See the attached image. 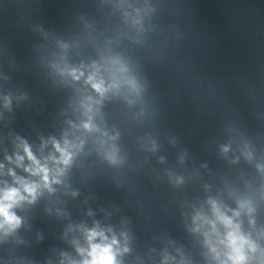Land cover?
I'll return each mask as SVG.
<instances>
[{"label": "clouds", "instance_id": "1", "mask_svg": "<svg viewBox=\"0 0 264 264\" xmlns=\"http://www.w3.org/2000/svg\"><path fill=\"white\" fill-rule=\"evenodd\" d=\"M72 75L74 78L79 79V76H77L75 72H73ZM80 75H83V73ZM87 82L101 95L107 90L104 87V82L102 80L95 81L93 76H89ZM83 127L85 129H90L91 125L89 123H84ZM22 147L24 155L16 156L15 163L17 167L22 165L26 157L31 163L24 170L34 177L38 176L40 181L37 182L16 178L15 173L12 172L11 169L9 170V175L15 178V183L18 187L6 186L3 190H0V228L4 227V225L15 227L20 223L17 216L11 211L16 204L29 197L34 200L41 187L51 191L50 184L57 183L56 177L63 171L59 166H67L70 163L72 153L69 149L76 147V145H70L68 141H65L64 147H61L59 143L53 142V147L56 152L60 154L59 158L50 155L43 164L33 155L27 144H23ZM49 161L53 164V169L48 167ZM2 167L3 165H0V168ZM241 207H243V205H241ZM213 209L217 220L223 224L227 230L225 238L220 241V243L225 244L228 249L226 253L227 260L222 262V264H247L248 257L245 249L247 248L249 252H255V245L241 233L239 224L234 223L232 218L224 215L215 205H213ZM238 215V212L233 213V216ZM212 226L215 231V224L213 223ZM97 237L101 239V243H93ZM87 240L90 245V250L87 251L88 258L84 259L81 264H117L116 255L119 250H114L113 248V246L117 244L115 238H113L111 242H107V238L104 236L103 232H98L93 229L87 232ZM126 250L127 249H125V251ZM78 251L84 254L83 249H78ZM212 251L215 252L216 249L213 248Z\"/></svg>", "mask_w": 264, "mask_h": 264}]
</instances>
